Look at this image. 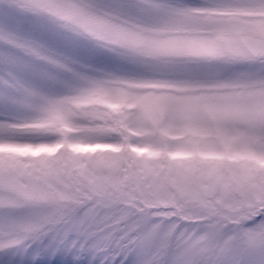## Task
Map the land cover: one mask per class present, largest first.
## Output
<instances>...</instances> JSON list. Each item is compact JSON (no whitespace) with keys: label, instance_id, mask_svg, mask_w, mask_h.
<instances>
[{"label":"snow or ice","instance_id":"snow-or-ice-1","mask_svg":"<svg viewBox=\"0 0 264 264\" xmlns=\"http://www.w3.org/2000/svg\"><path fill=\"white\" fill-rule=\"evenodd\" d=\"M0 264H264V0H0Z\"/></svg>","mask_w":264,"mask_h":264}]
</instances>
